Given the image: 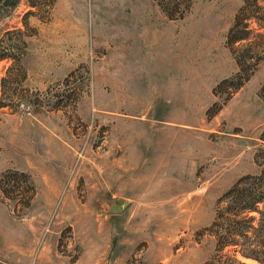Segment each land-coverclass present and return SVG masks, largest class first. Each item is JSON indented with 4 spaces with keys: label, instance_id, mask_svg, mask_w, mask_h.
Wrapping results in <instances>:
<instances>
[{
    "label": "rangeland",
    "instance_id": "374dc122",
    "mask_svg": "<svg viewBox=\"0 0 264 264\" xmlns=\"http://www.w3.org/2000/svg\"><path fill=\"white\" fill-rule=\"evenodd\" d=\"M33 2L0 4V176L37 191L0 190V264H255L211 229L261 170L264 60L235 85L263 24L228 43L253 0Z\"/></svg>",
    "mask_w": 264,
    "mask_h": 264
},
{
    "label": "trees",
    "instance_id": "16d2710c",
    "mask_svg": "<svg viewBox=\"0 0 264 264\" xmlns=\"http://www.w3.org/2000/svg\"><path fill=\"white\" fill-rule=\"evenodd\" d=\"M188 1L192 0H172V4L182 11ZM261 3L264 4V0H253L252 7H244L237 15L235 25L228 35L230 45L250 41L253 33L250 28L252 22L259 26L262 23L264 26V6ZM30 6L36 8L37 4L30 0ZM263 60L264 34L260 33L257 35L254 48L242 50L240 57L237 58L240 72L236 76L239 83L235 88H241L249 81ZM262 96L261 92V98L264 99ZM261 141L263 143L261 152L255 155L260 172L241 178L224 195L220 201V204L224 203V207L211 228L215 230L213 234L220 250L233 248L234 252H239L242 259L253 261L255 264H264V131L261 134ZM0 190L14 205L23 201L27 207L31 206L37 193L31 177L18 171L5 172L0 176ZM219 264L248 263L228 259L220 261Z\"/></svg>",
    "mask_w": 264,
    "mask_h": 264
}]
</instances>
